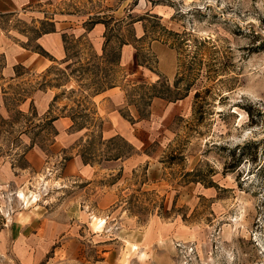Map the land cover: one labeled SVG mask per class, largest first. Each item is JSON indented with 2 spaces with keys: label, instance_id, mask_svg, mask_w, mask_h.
Here are the masks:
<instances>
[{
  "label": "rangeland",
  "instance_id": "obj_1",
  "mask_svg": "<svg viewBox=\"0 0 264 264\" xmlns=\"http://www.w3.org/2000/svg\"><path fill=\"white\" fill-rule=\"evenodd\" d=\"M58 12L83 17L86 32L104 25L98 53L66 34L67 63L47 79L67 83L56 100L74 127L96 131L90 98L117 86L136 112L122 114L149 132L136 149L119 136L80 139L75 153L94 165L91 178H67V155L48 157L17 190L25 203L0 201V216L16 203L62 227L34 239L35 264H264V0H72ZM5 24L32 41L22 17ZM35 80L4 87L0 146L19 168L30 124L45 152L51 139L17 108ZM170 103L178 113L163 122Z\"/></svg>",
  "mask_w": 264,
  "mask_h": 264
},
{
  "label": "crops",
  "instance_id": "obj_2",
  "mask_svg": "<svg viewBox=\"0 0 264 264\" xmlns=\"http://www.w3.org/2000/svg\"><path fill=\"white\" fill-rule=\"evenodd\" d=\"M70 1L72 0H0V115H9L5 85L22 76L24 79V76L34 72L36 79L40 81L35 80L37 87L25 97L24 94H18L21 98L17 100V108L20 113L38 118L42 123L40 132L48 131L47 135L51 138L48 140V151L52 152L47 155L48 151L45 152L32 141L33 129L31 130L30 122L26 132L21 133V136L27 137L23 141L27 146L21 155L26 162L25 167H16L12 163L13 158L5 154L0 146V201L10 199L18 206L25 203L26 201L17 197V190H23L27 183H30L29 173L39 172L43 165L47 164L48 157L60 159L64 154L67 155L63 171V176L67 178H91L95 172L94 165L83 161L79 152L75 153L76 146L73 144L80 139L89 138L94 133L100 134L104 140L119 136L136 149L134 141H144L140 136L143 132H149L148 129L145 131L141 119L138 118L135 124H130L122 114L124 110L131 116H136L134 108L127 101L126 91L121 87L105 89L90 98L98 118L96 131L92 133L86 128L76 129L72 119L66 114L67 110L63 108L65 104L59 106V102L54 99L62 89H67V83L61 86L47 83L54 66L67 63L69 51L64 36L67 34L74 38L86 39L97 53L101 50L103 40L104 25L101 23L95 24L90 32H86L83 17L76 18L58 12ZM19 16L31 25V34L34 36L32 41L29 40L28 32H20L18 27H4L6 22L11 24L13 19H18L19 24ZM45 25L48 28H45ZM75 29L79 31L75 32ZM21 85L23 82L19 87H22ZM20 89L24 93V87ZM176 103H170L168 107L160 110L161 121L166 122L178 113ZM68 149L71 150L69 154ZM128 159L129 157L117 158L109 162L121 161L125 165ZM6 188L8 194L4 191ZM30 198V195H27L26 200L29 201ZM16 203L11 204L10 212L7 209L2 212L7 215L0 216V264H35V253L43 251H34V239L50 238L62 227L55 225L51 216L32 215L31 206L15 208ZM7 252L9 256H6Z\"/></svg>",
  "mask_w": 264,
  "mask_h": 264
},
{
  "label": "trees",
  "instance_id": "obj_3",
  "mask_svg": "<svg viewBox=\"0 0 264 264\" xmlns=\"http://www.w3.org/2000/svg\"><path fill=\"white\" fill-rule=\"evenodd\" d=\"M64 38H65V36H64ZM106 43H105V47H104V49L102 50V52L104 53L105 52V50H106V47L108 46V44H109V42H110V38H109V36H106V41H105ZM65 43H66V40H65ZM67 73V72H66ZM60 86V85H59ZM108 88H110L109 86H107V88H105V89H108ZM105 89H103V90H101V91H104ZM100 91V92H101ZM96 93H99L98 91H96ZM56 98L57 97H55L54 99L56 100ZM173 101H176V99L175 100H173Z\"/></svg>",
  "mask_w": 264,
  "mask_h": 264
}]
</instances>
